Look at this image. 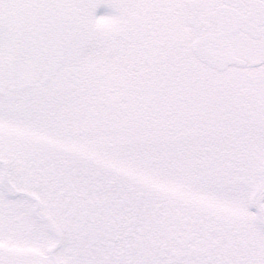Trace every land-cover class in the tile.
<instances>
[{"label":"snow or ice","instance_id":"1","mask_svg":"<svg viewBox=\"0 0 264 264\" xmlns=\"http://www.w3.org/2000/svg\"><path fill=\"white\" fill-rule=\"evenodd\" d=\"M0 264H264V0H0Z\"/></svg>","mask_w":264,"mask_h":264}]
</instances>
